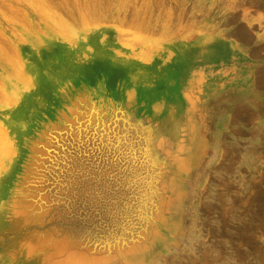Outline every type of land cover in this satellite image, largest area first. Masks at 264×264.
I'll list each match as a JSON object with an SVG mask.
<instances>
[{
  "label": "rangeland",
  "instance_id": "obj_1",
  "mask_svg": "<svg viewBox=\"0 0 264 264\" xmlns=\"http://www.w3.org/2000/svg\"><path fill=\"white\" fill-rule=\"evenodd\" d=\"M0 264H264V0H0Z\"/></svg>",
  "mask_w": 264,
  "mask_h": 264
},
{
  "label": "crops",
  "instance_id": "obj_2",
  "mask_svg": "<svg viewBox=\"0 0 264 264\" xmlns=\"http://www.w3.org/2000/svg\"><path fill=\"white\" fill-rule=\"evenodd\" d=\"M234 39H235L236 41H238V40L240 39V40H239L240 42H242V40H244V39L238 38L237 35H234ZM245 41H247V40H245ZM250 49H252V47H251Z\"/></svg>",
  "mask_w": 264,
  "mask_h": 264
}]
</instances>
